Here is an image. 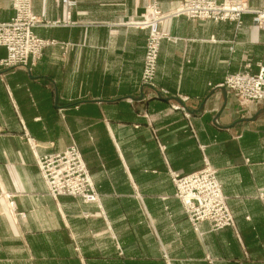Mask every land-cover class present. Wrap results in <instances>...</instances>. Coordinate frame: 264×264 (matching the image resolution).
Masks as SVG:
<instances>
[{
  "label": "crops",
  "instance_id": "obj_1",
  "mask_svg": "<svg viewBox=\"0 0 264 264\" xmlns=\"http://www.w3.org/2000/svg\"><path fill=\"white\" fill-rule=\"evenodd\" d=\"M11 1L0 0V23L13 17ZM74 1L71 25L33 30L56 42L34 66L0 67V264H264V104L238 111L219 88L229 74L264 68V31L249 16L239 27L168 18L159 29L171 39L145 87L147 32L135 23L153 3L168 12L181 0ZM32 12L61 21L66 11L32 0ZM70 145L98 204L46 191L33 151ZM204 160L234 226L203 222L198 234L169 171L194 173Z\"/></svg>",
  "mask_w": 264,
  "mask_h": 264
},
{
  "label": "built area",
  "instance_id": "obj_2",
  "mask_svg": "<svg viewBox=\"0 0 264 264\" xmlns=\"http://www.w3.org/2000/svg\"><path fill=\"white\" fill-rule=\"evenodd\" d=\"M57 2L66 11L64 19L50 23L42 22L33 14L32 0L11 1L14 15L9 21L0 23V48L5 51V57L0 59L1 68L29 69L40 60L44 49L55 45V40L40 39L33 30L42 26L71 25L69 9L74 6L75 1ZM244 16H249L252 25L264 31V6L251 8L248 0H181L177 7L168 12L161 11L155 4L148 6L141 19L135 23L136 28L147 32L141 83L147 87L153 86L159 47L163 40L169 38L159 29L166 19L181 17L215 23L232 22L239 27ZM219 87L230 92L238 104L245 108L254 104H264V68L260 67L256 74L227 75ZM172 108L184 111L182 107L176 105ZM31 149L33 151L32 147ZM33 154L50 197L53 199L62 196L73 197L81 199L83 203L98 204L96 188L75 146L70 145L63 152L53 155L38 156L34 151ZM170 177L174 197L180 202L188 216L187 221L196 231L198 225L203 222H208L212 231L234 226L233 217L213 168L205 164L194 173L187 175L172 173ZM9 205L13 209V204Z\"/></svg>",
  "mask_w": 264,
  "mask_h": 264
},
{
  "label": "rangeland",
  "instance_id": "obj_3",
  "mask_svg": "<svg viewBox=\"0 0 264 264\" xmlns=\"http://www.w3.org/2000/svg\"><path fill=\"white\" fill-rule=\"evenodd\" d=\"M153 4H155V5H157L156 3H153ZM249 4V3H248ZM158 6V5H157ZM159 7V6H158ZM256 9V8H255ZM41 20V19H40ZM42 21V20H41ZM55 21V20H54ZM54 21H42V22H54ZM42 27H46V26H42ZM50 27V26H49ZM162 31V30H161ZM164 32V31H163ZM164 33H166L167 35H168V33L167 32H164ZM168 37H169V35H168ZM171 38L169 37L167 40H170ZM143 66V65H142ZM142 72V71H141ZM156 75V74H155ZM230 75V74H229ZM155 77V76H154ZM226 78V77H225ZM225 78H224V80H225ZM223 80V81H224ZM146 87V86H145ZM237 102V101H236ZM237 109H238V111H246V110H248V108L250 107H244V106H241L240 104H238V102H237ZM188 117V116H187ZM163 148V147H162ZM84 162V161H83ZM205 164H207L208 166H210L208 163H207V161L206 160H204V165ZM203 165V166H204ZM211 167V166H210ZM87 168V167H86ZM212 168V167H211ZM202 169V168H201ZM214 169V168H213ZM88 170V169H87ZM215 170V169H214ZM199 171V170H198ZM216 171V170H215ZM172 173H176V172H174V171H169V176L172 174ZM88 174H89V171H88ZM89 177H90V175H89ZM90 179H91V177H90ZM170 179H171V177H170ZM91 181H92V179H91ZM172 182V181H171ZM92 183H93V181H92ZM219 183V182H218ZM173 184V183H172ZM93 185H94V183H93ZM220 185V184H219ZM95 186V185H94ZM221 186V185H220ZM96 188V187H95ZM96 192H97V189H96ZM97 195H98V203H99V194H98V192H97ZM228 207V206H227ZM182 209H183V207H182ZM183 212H184V214H185V216H186V219L188 218V216H187V214L185 213V211L183 210ZM189 223V222H188ZM189 225H190V227H191V229H192V231L193 232H195V233H198L199 234V230H195V228L189 223Z\"/></svg>",
  "mask_w": 264,
  "mask_h": 264
},
{
  "label": "water",
  "instance_id": "obj_4",
  "mask_svg": "<svg viewBox=\"0 0 264 264\" xmlns=\"http://www.w3.org/2000/svg\"><path fill=\"white\" fill-rule=\"evenodd\" d=\"M223 92L225 91V89L223 87H219ZM214 124L217 125L216 120H214Z\"/></svg>",
  "mask_w": 264,
  "mask_h": 264
}]
</instances>
